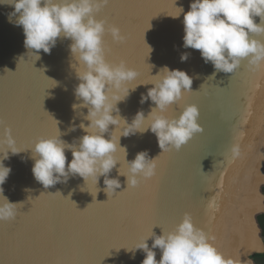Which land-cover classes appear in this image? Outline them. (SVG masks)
<instances>
[{
    "label": "water",
    "instance_id": "95a60500",
    "mask_svg": "<svg viewBox=\"0 0 264 264\" xmlns=\"http://www.w3.org/2000/svg\"><path fill=\"white\" fill-rule=\"evenodd\" d=\"M192 2L109 0L96 14L125 37L114 42L105 33L106 60H123L139 73L126 84L129 95L117 104L127 124L140 111L147 118L155 107L150 99L141 103V97L167 66L186 71L192 85L165 115L178 117L183 106L195 104L203 128L180 150L163 151L150 130L123 136V122L109 125L105 138H119L128 161L141 151L149 158L158 156L156 175L127 188L126 177L117 172L120 167L126 171L118 149L114 155L120 163L109 178H118L121 187L109 197L103 176L97 186L70 175L47 188L34 178L29 148L36 140L59 131L62 140L78 144L86 134L79 125L89 123L84 119L88 109L72 107L82 103L74 90L80 83L76 68L83 70V65L72 55L73 41L67 38H58L50 53L40 50L39 59L32 57L29 53L35 50L25 48L23 27L7 19L14 8L0 5V137L9 127L20 150L9 151L4 161L11 172L2 187L9 202L21 204L14 219L0 221V264H142L146 254L136 250L133 259L128 249L149 235V228L156 235L174 230L185 213L226 257L256 264L252 256L264 252L258 221L264 213V63L251 71L245 61L233 74L210 77L215 71L211 62L205 63L199 50L183 47L184 13ZM181 7L184 12L173 18ZM254 22L259 24L260 18ZM255 38L264 41V35ZM184 53L188 59L181 62ZM233 144L239 145L240 154L230 158L225 154ZM65 155L71 161V151ZM147 243L151 248L153 240ZM153 250L159 261L161 250Z\"/></svg>",
    "mask_w": 264,
    "mask_h": 264
},
{
    "label": "clouds",
    "instance_id": "9594fccd",
    "mask_svg": "<svg viewBox=\"0 0 264 264\" xmlns=\"http://www.w3.org/2000/svg\"><path fill=\"white\" fill-rule=\"evenodd\" d=\"M108 3L109 0H0V5L14 8L7 14V19L23 27L25 48L35 50L29 53L32 57L39 59L40 50L50 53L58 38H67L73 41L70 45L72 55L78 65H83V70L76 68L80 83L74 90L76 100L82 103H74L72 107L74 110L88 109L84 119L89 123L79 125L86 134L79 138L78 144H70L61 139L58 131L55 136L39 138L29 148L34 160L33 176L46 188L62 182V178L66 182L70 175H79L85 182L94 181L97 186L103 176L108 197L117 193L115 190L121 187L120 180L109 178V173L117 162L120 163L114 155L118 149L124 153L126 171H121L120 167L117 172L126 177L127 188H136L141 180L154 177L158 156L149 158L147 151H141L134 160L128 161L127 150L119 146V138L112 135L105 138L109 125L119 126L123 122L126 125L123 136L150 130L163 151H178L195 134L203 131L195 104L183 106L178 117L165 115L173 104L182 100L184 93L191 92L192 85V78L186 71L167 66L153 76L155 79L150 84L154 86L148 89L147 96L142 94L141 103L150 99L155 105L147 118L140 111L132 123L127 124L119 115L117 104L129 95L126 84L135 80L139 73L127 67L123 60L119 64H110L106 60L105 33H110L114 42L125 40L117 26L106 27L105 19L96 18ZM178 9L173 18L184 12L182 7ZM254 17H259L261 22L255 23ZM183 24V47L199 50L204 62H211L215 69L212 78L219 72L233 74L245 61L251 71L264 63V41L255 38L264 35V0H193L190 10L184 13ZM188 55L182 54L181 62L186 61ZM113 112L117 114L113 116ZM145 121H148L146 127ZM3 124L0 120V125ZM72 130H75L74 125ZM66 150L72 153L71 161L65 155ZM9 151L12 154L20 152L11 129L5 126L0 137V221L14 219L21 205L9 202L3 194L2 185L11 172V168L4 164ZM239 154V145L233 144L225 155L235 158ZM150 238L153 240L151 248L147 243ZM209 241V235L196 227L191 215L185 213L174 230L162 229L160 235L151 230L128 250L133 252V259L135 251L142 250L146 254L142 264H238ZM157 248L162 253L159 261L153 250Z\"/></svg>",
    "mask_w": 264,
    "mask_h": 264
},
{
    "label": "trees",
    "instance_id": "16d2710c",
    "mask_svg": "<svg viewBox=\"0 0 264 264\" xmlns=\"http://www.w3.org/2000/svg\"><path fill=\"white\" fill-rule=\"evenodd\" d=\"M264 191V189H263ZM259 224L262 228V235L264 237V213L258 216ZM253 259L256 264H264V252L263 253H256L253 256Z\"/></svg>",
    "mask_w": 264,
    "mask_h": 264
},
{
    "label": "snow or ice",
    "instance_id": "6c2138e0",
    "mask_svg": "<svg viewBox=\"0 0 264 264\" xmlns=\"http://www.w3.org/2000/svg\"><path fill=\"white\" fill-rule=\"evenodd\" d=\"M151 230H152L151 228L148 229L149 232H151Z\"/></svg>",
    "mask_w": 264,
    "mask_h": 264
},
{
    "label": "bare ground",
    "instance_id": "6f19581e",
    "mask_svg": "<svg viewBox=\"0 0 264 264\" xmlns=\"http://www.w3.org/2000/svg\"><path fill=\"white\" fill-rule=\"evenodd\" d=\"M261 203H262V201H261ZM263 206V205H262ZM257 235V234H256Z\"/></svg>",
    "mask_w": 264,
    "mask_h": 264
},
{
    "label": "rangeland",
    "instance_id": "374dc122",
    "mask_svg": "<svg viewBox=\"0 0 264 264\" xmlns=\"http://www.w3.org/2000/svg\"><path fill=\"white\" fill-rule=\"evenodd\" d=\"M263 189H264V187H263ZM264 192V191H263Z\"/></svg>",
    "mask_w": 264,
    "mask_h": 264
}]
</instances>
